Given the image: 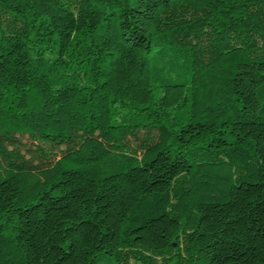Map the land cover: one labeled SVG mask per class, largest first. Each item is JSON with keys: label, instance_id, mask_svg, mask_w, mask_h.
I'll return each mask as SVG.
<instances>
[{"label": "trees", "instance_id": "1", "mask_svg": "<svg viewBox=\"0 0 264 264\" xmlns=\"http://www.w3.org/2000/svg\"><path fill=\"white\" fill-rule=\"evenodd\" d=\"M0 264H264V0H0Z\"/></svg>", "mask_w": 264, "mask_h": 264}, {"label": "rangeland", "instance_id": "2", "mask_svg": "<svg viewBox=\"0 0 264 264\" xmlns=\"http://www.w3.org/2000/svg\"><path fill=\"white\" fill-rule=\"evenodd\" d=\"M19 143L16 145V148H18L21 152V154L28 159L29 161H32L33 163H41L45 161V157H41L38 152L35 150L36 147H39L43 150L44 156L46 157H58V149L52 148L49 144L38 141V145H36L35 142H32L31 139H29L27 136H18ZM11 149V147H8Z\"/></svg>", "mask_w": 264, "mask_h": 264}]
</instances>
